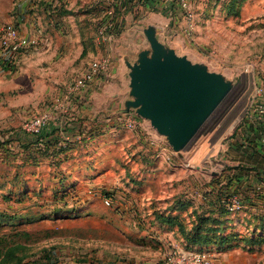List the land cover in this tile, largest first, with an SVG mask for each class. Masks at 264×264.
Listing matches in <instances>:
<instances>
[{
  "label": "rangeland",
  "instance_id": "rangeland-1",
  "mask_svg": "<svg viewBox=\"0 0 264 264\" xmlns=\"http://www.w3.org/2000/svg\"><path fill=\"white\" fill-rule=\"evenodd\" d=\"M110 1L0 0V27L18 26L19 16L47 31L57 18L47 24L50 13L90 10L87 34L97 43L82 70L59 58L53 74L0 75V140L14 138L0 144V251L18 247L4 264H165L171 253L202 248L214 254L213 264H264V217L252 219L264 210L246 204L228 214L215 207L213 196L206 198L212 187L243 189L230 148L257 100V86L264 84V0H131L116 4L119 26L109 32L99 26L104 13L94 17V4L105 2L114 12ZM148 25L165 44L231 82L180 152L135 109L125 111L129 94L119 89L124 79L129 82L125 57L136 59L150 48L143 31ZM67 27L59 40L69 38ZM103 57L111 58L112 75L92 82L95 108L84 118L82 107L90 100L73 86L93 59ZM118 61L124 78L114 74ZM111 94L117 99L112 103ZM37 117L47 130L57 128V146L70 143L69 149L54 156V146L48 153L34 142L22 147L17 138L33 134L27 130ZM129 117L133 128L125 124ZM167 209L179 214L187 230L201 218H219L226 220L225 232L242 236L232 247L222 241L188 247L177 226L157 219Z\"/></svg>",
  "mask_w": 264,
  "mask_h": 264
},
{
  "label": "water",
  "instance_id": "water-1",
  "mask_svg": "<svg viewBox=\"0 0 264 264\" xmlns=\"http://www.w3.org/2000/svg\"><path fill=\"white\" fill-rule=\"evenodd\" d=\"M150 44L129 68L125 111L148 119L171 148L182 151L231 88L223 73L165 44L154 25L143 29ZM114 77V75L112 76Z\"/></svg>",
  "mask_w": 264,
  "mask_h": 264
},
{
  "label": "crops",
  "instance_id": "crops-1",
  "mask_svg": "<svg viewBox=\"0 0 264 264\" xmlns=\"http://www.w3.org/2000/svg\"><path fill=\"white\" fill-rule=\"evenodd\" d=\"M50 15L51 18L45 21L47 24L49 23L48 21H52V16H57V18H55V25H51L47 31L44 29L38 30L31 24H26L27 19L25 18V22H23L21 21V17L18 16V26L22 33L28 35L40 31L45 37V40L39 47L18 52L15 62L11 64H8V62L0 56V75H11L16 73L17 76H28L31 74H40L42 71L53 74L55 70H57L56 65L57 62L60 61L58 60L59 58L61 61L67 63L66 67L71 66L74 68V64H76L80 66L79 70L84 69L83 66L85 61L88 60V57H90L97 48V43L91 33L90 35L87 34V31L90 32V30L87 28V21L84 16L87 17L90 15V12L86 10L81 14V12L73 13L71 10H63L57 12L55 15L50 13ZM96 15L97 13L94 11V17ZM70 16H72V18H68ZM68 22L70 24L67 27ZM66 27L70 32L69 38L67 37V39L62 38L63 40H59L58 36H66L63 33ZM172 47L176 48L175 46ZM69 50L71 52L70 54L68 53ZM117 66L118 69L114 71V74H118V77L124 78L125 71L121 68L120 62ZM119 89L124 94L125 92L129 93V85H127L125 79L122 85L119 86ZM80 94L90 100L89 105L87 104L88 106L85 105L82 107V117L86 118L87 115L90 117L92 113L87 112H89V110L93 111L95 108L94 84H89L80 91ZM111 95L112 96H109L110 98L108 97V101L110 100L112 103L114 99H117L113 94ZM126 100L127 99H125V101ZM109 105L110 103L108 102L106 106ZM77 125L80 127V123L77 124L76 122V126ZM239 131L235 139L231 142L232 148H230V152L234 153L233 159L235 163L242 167L240 168L238 178L242 184L247 185L248 193L250 196L252 195V203L249 204V206L251 209L262 211L264 210V126L254 125L253 123L245 121L244 124L239 127ZM81 132L83 131L81 130ZM75 134L79 136L78 133L75 132ZM93 138V135L89 137V139ZM58 139L61 141L60 138ZM168 211L169 209L166 210V213H170ZM173 213L176 214L175 212ZM262 215H264V213L256 214L252 219L256 220L263 218L264 216ZM234 232L235 230H229L225 232V234Z\"/></svg>",
  "mask_w": 264,
  "mask_h": 264
},
{
  "label": "built area",
  "instance_id": "built-area-1",
  "mask_svg": "<svg viewBox=\"0 0 264 264\" xmlns=\"http://www.w3.org/2000/svg\"><path fill=\"white\" fill-rule=\"evenodd\" d=\"M108 14L113 12L108 8ZM45 37L40 33L24 34L21 32L19 26L14 23H5L0 27V56L11 64L15 62L18 52L25 51L39 47L43 44ZM113 62L109 57L93 59L88 68L76 79L73 88L76 91H81L89 84L98 80H107L112 75ZM257 100L252 103L246 113L245 121L253 123L254 125L264 126V84L257 86ZM258 98H262L261 100ZM126 118V117H125ZM136 121L129 117L125 124L127 127H134ZM46 121L43 117H37L32 120L30 127L27 130L31 133L41 132L46 126ZM264 141V136H263ZM110 197L106 198L109 204ZM224 205L231 211L242 209L246 203L243 194L233 192L227 197L222 199ZM214 254L207 248L199 250H188L184 253L177 254L176 252L169 254L165 264H213ZM94 264H98L94 262Z\"/></svg>",
  "mask_w": 264,
  "mask_h": 264
},
{
  "label": "trees",
  "instance_id": "trees-1",
  "mask_svg": "<svg viewBox=\"0 0 264 264\" xmlns=\"http://www.w3.org/2000/svg\"><path fill=\"white\" fill-rule=\"evenodd\" d=\"M131 0H112L110 1L109 4H115L117 7L120 4L121 6L126 5L129 3ZM112 2V3H111ZM114 2V3H113ZM105 2H101L99 5L94 4V11L98 12L96 16H99L100 13L103 14V18L101 21H99V26L100 28H104V31L109 30V32H112L111 30H114L115 27L119 26V20H118V13L119 10L114 9L113 14H108L106 13L105 9L111 8L108 5H104ZM155 3V2H154ZM95 7H100L99 9ZM103 7V8H102ZM90 11V10H88ZM91 13V12H90ZM98 32V28L96 27V24L94 22V37L95 33ZM57 128H53L52 131L47 130L46 128L42 129L41 132L38 133H33L29 136H27V140L24 141V139L17 138L19 141V144L24 147L25 149L30 148L31 146H34V143H36V147L39 149H43V152L48 153L49 150L54 146V148L58 150H52L50 153L54 154V156L60 152H65L67 149L70 147V143H68V146H63V144L58 145L59 139L54 136L56 133ZM31 133V132H30ZM14 140V138H11V140H0L1 146H4L5 144H9ZM34 142V143H33ZM33 143V144H32ZM40 145V146H39ZM38 159L35 158V163L37 162ZM238 168L237 175H239L240 168L241 166H236ZM240 186L243 187L241 191H233V192H238L243 194L244 201L246 204H251L252 202V197L247 196L248 195V189L247 186L242 184L240 182ZM230 190H222V189H214L212 187L210 190H208V193L206 195V198L213 196V200L215 203V207L217 208H222L224 212H227L228 214L232 213L229 208H227L222 199L224 197L229 196L230 194L233 193ZM186 203V205L189 202H182V204ZM175 210V209H174ZM220 212V211H219ZM159 221L162 223H166L169 225L177 226L178 230L183 234L186 244L188 247H192L193 245H198V244H208L211 242L216 243L217 241H222V243L226 244V246L230 247L233 245L234 242L239 240L241 238L239 232H234V233H229L225 234L224 231V226L223 223L226 220H220L219 218L213 219V218H201L193 227L192 230H187L185 223L183 222V219L179 216V214H174V213H166L164 212H159L158 215L156 216ZM219 217V216H218ZM212 225V226H211ZM196 229V231L194 230ZM18 250L17 246H9L6 247L5 250L0 251V264H4L10 260H12L16 256V251ZM22 257L17 258V262L21 263Z\"/></svg>",
  "mask_w": 264,
  "mask_h": 264
}]
</instances>
